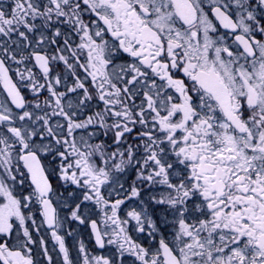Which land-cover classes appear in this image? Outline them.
Here are the masks:
<instances>
[{
	"label": "snow or ice",
	"instance_id": "1",
	"mask_svg": "<svg viewBox=\"0 0 264 264\" xmlns=\"http://www.w3.org/2000/svg\"><path fill=\"white\" fill-rule=\"evenodd\" d=\"M0 264H264V0H0Z\"/></svg>",
	"mask_w": 264,
	"mask_h": 264
}]
</instances>
